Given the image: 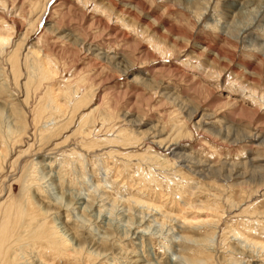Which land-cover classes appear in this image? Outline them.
Wrapping results in <instances>:
<instances>
[{
	"label": "rangeland",
	"instance_id": "rangeland-1",
	"mask_svg": "<svg viewBox=\"0 0 264 264\" xmlns=\"http://www.w3.org/2000/svg\"><path fill=\"white\" fill-rule=\"evenodd\" d=\"M237 2L0 0V264H264V7Z\"/></svg>",
	"mask_w": 264,
	"mask_h": 264
},
{
	"label": "bare ground",
	"instance_id": "bare-ground-1",
	"mask_svg": "<svg viewBox=\"0 0 264 264\" xmlns=\"http://www.w3.org/2000/svg\"><path fill=\"white\" fill-rule=\"evenodd\" d=\"M192 1H193V0H192ZM204 1H205V0H204ZM237 1H238V0H231V3H232V4L228 5V7H227L226 10H228V11L233 10L232 12L230 11L229 13H234V12L237 11V15H238V17H242L243 14H244V13H243V10L246 9L247 7H245L244 4L241 5V3L237 2ZM254 1L256 2V4L259 3V6H258L259 8H262V6L264 7V0H254ZM186 3H187V2H186ZM238 3H239V4H238ZM253 3H254V2H253ZM253 3H252V4H253ZM234 4H236L235 7H236L237 9L234 7ZM252 8H253V7H252ZM253 9H255V8H253ZM257 10H258V9H257ZM239 14H240V16H239ZM255 14H256V13H255ZM0 37H2V36L0 35ZM10 37H11V36H10ZM2 39H3V38H2ZM6 39H7V40H10L11 38L9 39V38L7 37ZM3 40H4V39H3ZM7 40H6V41H7ZM10 43H11V42H10ZM10 43H9V44H10ZM3 45H4V44H3ZM3 45H2V46H3ZM6 45H8V41H7ZM40 66H42V65H40ZM40 66H39V67H40ZM43 66H45V64H43ZM37 69H42V68H37ZM45 69H46V68H45ZM50 69H51V68H50ZM47 70H48V69H47ZM2 109H3V108H2ZM4 122H5V120H4ZM9 127H10V126H9ZM10 129H11V127H10ZM10 131H12V130H10ZM156 209H160V208L158 207V208H156ZM157 211H158V210H157ZM1 225H2V224H1ZM1 225H0V226H1ZM8 225H9V224H8ZM8 225H7V226H8ZM57 231H58V230H57ZM3 234L5 235L4 232H3ZM3 234H2V235H3ZM57 235H58V234H57ZM59 235H60V234H59ZM7 236H8V235H7ZM55 237H56V235H55ZM8 238H10V237H8ZM62 239H63V238H62ZM59 240H60V239H59ZM2 242H3V241H2ZM2 242H1V243H2ZM66 242H68V241H66ZM3 243H5V242H3ZM3 245H4V244H2V246H3ZM66 245H67V243H66ZM65 248H67V247L65 246ZM0 249H1V247H0Z\"/></svg>",
	"mask_w": 264,
	"mask_h": 264
}]
</instances>
